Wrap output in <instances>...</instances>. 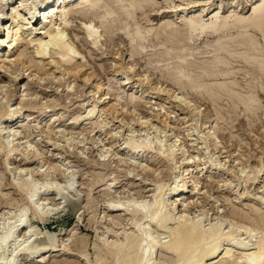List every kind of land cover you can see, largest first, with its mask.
Listing matches in <instances>:
<instances>
[{
	"label": "rangeland",
	"instance_id": "1",
	"mask_svg": "<svg viewBox=\"0 0 264 264\" xmlns=\"http://www.w3.org/2000/svg\"><path fill=\"white\" fill-rule=\"evenodd\" d=\"M10 1L12 0H3V3ZM13 1L16 7L20 6V13L14 11L17 21L11 20L9 26L5 27L4 32L0 34L5 38L8 34L11 36L15 34L17 25L20 24L18 14H22L21 5L27 2V0ZM194 1L198 0H151L155 5L154 8H147L143 13L139 12L140 14L134 16L135 20L123 21L122 27L126 26H124V32L130 31L128 36L132 37L139 29L146 37L145 42L142 41V48L140 47L141 51L143 50L142 53L135 56L132 45L128 41L124 42L118 39L117 33L113 37L106 28L99 24L97 27H100L99 35L102 37L101 40H98L96 51L93 50L92 45H85L83 41L84 35L80 28L84 21L78 14L65 18L63 7L57 8L56 18L58 20L66 19L69 22L66 39H70L69 42L72 45L78 46L86 57L85 60H79L78 64L85 65L84 70H87V74L91 75V81L87 85L81 82V79L75 81L74 78L70 79L68 68L52 69L49 64L54 58L43 61V65L46 66V69L48 68L47 71L52 70L47 74L34 72V69L29 70L30 65L41 62L40 59L35 58L36 47L33 48L34 45L29 44L32 37L27 38L31 31L27 32L24 29L21 38L23 41H20L17 46L13 43V51L7 47L8 45L7 49L2 51V57L5 56L10 61L21 58L24 59L26 65L23 64L24 68L23 65H19V62H12L7 64L8 66L6 65L7 71L0 72V86L4 88L3 95H0V145L4 141L5 146L12 149L14 144L5 141L1 132L17 118L7 119L3 110H9L12 115L24 113L26 109H22L20 100H30L33 94H39L41 101L38 99L40 102L38 107L28 109L24 113L30 115V120L32 119L28 123L30 128L26 129L28 131L18 130L20 136L25 138V142L31 141L24 146H31L30 150L37 152L39 147L49 141L47 133L51 132L54 140H52L53 142L49 141L52 146L49 148L48 158L43 157L44 160H38L34 166L25 162V157L21 152H14L9 158L7 157L9 156L8 149L3 150L0 147V245L2 242L4 243L3 236H6L8 229L17 224L19 212L23 211L25 207L29 208L25 196L26 191L20 190L19 185H23L26 181L30 183L31 187L37 186L35 188L42 192L37 204L34 203L37 208L39 207L42 217L35 216L29 210L27 213L28 232L24 227L18 229L12 237L13 239H10L5 253L3 251L2 254L0 253V264H19L28 253L17 252L15 254V251L25 247L29 249L30 245L31 250L39 252L35 257L43 256L42 254L46 253L44 257H47V261H49L47 264H60V262L65 264H100L102 261L107 264H119L114 259L115 257L103 252L104 245L113 242L117 238L116 234L122 233L124 230L128 232H126L127 234L133 235L131 238L137 236V229L133 223L141 222L146 226L148 222L142 216L133 219V216L127 212L110 213L107 210L108 205L112 203L127 204L131 200L138 204L141 203L140 206H145L147 203L148 205L152 204L155 199L153 197L155 190L159 186L164 188L162 200L166 204H170L173 189L183 186L184 181L189 182V192L182 195L176 203V207L168 206L170 213L168 212L164 219L167 222L163 221L165 224L162 222L160 229L159 226L151 227L153 229L151 231L152 239L153 237L159 239L157 241L161 244L168 243L171 238L170 232L176 227L174 225H177V222L179 224V218L186 215L194 222L199 221L206 230L213 225L222 224L221 232L234 231L236 241L232 242L235 248L246 249L245 252L249 253L255 247L254 244L258 240L256 235L258 236L259 232L247 234L244 227L251 228V226L249 222L240 220L237 214L242 215L243 213V216L248 215L252 218L257 214L259 217L264 216V75L260 71H253V68H249L241 59L236 60L233 57L230 59L229 55L226 57V54L216 51L220 39L222 42L228 39L238 41L242 35L240 32L236 33L238 36L234 34L228 36L229 38L222 37L215 40L208 36H202L185 40L178 43L177 46L164 45L161 37L165 33L161 30L164 23L168 21L167 17L174 16L172 19L176 26L183 28L181 19L183 14L178 13L179 17L175 13V15H163L162 12L168 5L167 3L173 2L172 5L179 6L182 3L188 4ZM236 1H239V8L236 6L231 8L229 0H224L223 4L220 0H216V5L209 6L207 9L210 8V10L207 12L222 7L219 11L224 18L236 13L249 17L251 14H249L250 12L247 14V12L252 3L246 4V0ZM104 2L110 1L104 0ZM79 3V1L74 3L72 8H79ZM103 3L102 5H104ZM90 14L92 13H88V16H92ZM191 15L193 14H190L189 17ZM197 15L199 12L195 13V16ZM47 19L42 14L38 27L48 25L45 23ZM31 27H34V24ZM62 27L64 26L62 25ZM148 31H152V33H148ZM246 35L244 33L241 36L242 39L243 36L254 39L257 47L262 51L259 63H261L260 67L264 69L263 34L249 31ZM241 37L240 40H242ZM39 38L41 36L38 35L36 40ZM241 45L230 42L228 49L235 55H237L236 53L246 55V51ZM179 51L187 56L186 60L190 65V68L185 70V81L188 82L190 79L193 82H204L205 89L200 90L201 94H195V91H191V93L188 88L184 93L176 81L170 77L171 72L175 69L176 60H171V56L164 54H175ZM51 52L52 56H54L53 52L56 53L53 49ZM241 54L233 55L237 58L244 56ZM215 62L220 64L221 69L224 67L223 70L230 76L224 78L220 74L219 79L213 76L216 73L219 74L218 71H213L212 64L214 65ZM120 65L125 68L121 73L117 72ZM127 72L130 73L128 74L131 78L130 85L122 87ZM51 74L53 77L48 76ZM15 77H17L16 81H14ZM141 77L143 80H147L143 86L139 82ZM224 83L226 86L229 83L228 89L230 88L229 92L231 93L222 92L217 103L213 102L206 93V89ZM98 85H102L101 91L97 89ZM151 86L152 88L158 86L165 93L164 96L152 101L153 103L148 97L152 91ZM8 87H12L13 91L10 101L3 97L9 89ZM168 92L170 94L175 92L180 97H188L190 94L189 101L192 100V105L198 106L200 110L198 116H191L187 111L183 112L176 108V105L171 103L168 98ZM226 93L228 94L226 95ZM233 95L236 97L234 98ZM105 96L111 99H106ZM236 98L237 100H235ZM245 99H248L249 102L251 99L252 103L254 100L257 101L252 105ZM233 100L236 103L233 104ZM47 101L57 102V106L47 109L44 115H41L39 109L47 104ZM93 109H96L93 117L86 119L88 113ZM157 115H160L162 120L168 118L171 128L170 126L166 129L163 128V124H161L163 122H158L160 119ZM142 118L149 120V124L141 125L144 122ZM184 122L188 123L183 125ZM206 122L208 130L204 126ZM190 125L194 128L191 133L186 127ZM42 131L46 133L43 134ZM209 132L213 134L211 138L208 137ZM176 136L179 137L182 147L188 152L182 155V151L178 149L177 157L166 160L167 154H163L173 143V139L175 141ZM131 141L137 143L147 141L152 144V147L149 151L146 149L147 152L141 151V153L132 155L133 153L130 152L127 145ZM53 154L59 155L58 158H60L58 163L56 162L60 166V171L57 172L49 169V162L55 161L54 159L57 158ZM7 158H9V163L8 161L6 163ZM142 166L151 169L147 170L149 173L151 172L150 176L142 174L144 172ZM187 168H189V172L184 173ZM39 170L46 172L43 177L37 173ZM96 181L98 184L92 186ZM47 186H53L56 189H48ZM254 211L256 213H253ZM39 217L40 219H38ZM180 220L182 219L180 218ZM166 229H169V232ZM113 232L115 235L112 234ZM227 244L226 242L222 246V251H225L227 247H233V245L230 247ZM100 251L104 260L100 259L99 262H95L98 260L96 257ZM49 252L51 256L48 254ZM245 252L243 254H246ZM160 255L159 252L153 256L154 262L163 261ZM237 256L238 254H236L235 260L239 258Z\"/></svg>",
	"mask_w": 264,
	"mask_h": 264
},
{
	"label": "bare ground",
	"instance_id": "2",
	"mask_svg": "<svg viewBox=\"0 0 264 264\" xmlns=\"http://www.w3.org/2000/svg\"><path fill=\"white\" fill-rule=\"evenodd\" d=\"M78 1L80 2L79 3L80 7L77 9H73L72 6L74 5V3L78 2ZM109 1L110 2L105 3L104 0H27V2L25 4L22 3V5H21V7L23 8L22 10H20L22 12V14H18L20 6L16 7L15 4L13 3L14 2L13 0L10 2H6V3H3V0H0V34H2V32H4L5 27L9 26L11 20H13V21L16 20L17 15L14 14V11H18L16 13L20 16L19 17L20 19H18L20 24L17 25V30L15 31V34L14 35L12 34V36L10 34H8L7 38L0 36V72H2L3 70L7 71L6 65L10 64L12 62H14V63L19 62V65L25 64L24 59H21V58H19V59L16 58L15 61H13V60L10 61L8 58H5V56L2 57V51H5L7 49V47H9L10 50L13 51L14 50L13 43H15V45L17 46L20 41H23L21 38H22V32L25 29L27 32L31 31L29 33V35L27 36V38L32 37L29 40V44L34 45L33 48L36 47L35 53H34L36 55L35 58L38 60L39 59L41 60V62H37L35 64L32 63L33 65L32 66L30 65L29 70L34 69L33 70L34 72H43V74H45V73L47 74V73H49V71L51 72L52 70L50 69L47 71L48 68L46 69V66L43 65L44 64L43 61L54 58V60H52L49 64L52 66V69L56 68V69L60 70L62 68H66V69L68 68L67 72L70 76L69 77L70 79L74 78V81L81 79V82L85 83V85H87L91 81V77H90L91 75L87 74V70L86 71L84 70L85 65L83 66V65L78 64L79 60H85L86 59V57L84 56V52L80 51L81 49H79L78 46H75L74 44L72 45L69 42L70 39L69 40L66 39L67 38L66 31L69 28L68 27L69 22H67L66 19L65 20H58L56 18L57 16L55 14L56 13L55 11H57L58 10L57 8H60V7H63L62 9H63V14H64L65 18L68 17L69 15L70 16L71 15L76 16L78 14L80 19L82 21H84L82 23L81 28H80L83 31V35H84L83 41H84L85 45L86 44L92 45L93 50H95L97 48L96 46H97V44H99L98 40L99 39L101 40V37H102V35H99L100 34L99 33L100 27H97V25L99 24V26L106 28V30L109 31L110 35L113 36L114 34L117 33L118 39H120L124 42L128 41L132 45V48L134 50L133 51L134 56L141 54L143 50L141 51L140 47L143 44L142 41L145 42V40H146L145 35L142 34V32L139 29H137L136 33H134L133 36L130 37V36H128V35H130L129 34L130 31L124 32L126 26L124 25L125 27L124 26L122 27L121 23L123 21L134 19V16L136 14H138L139 12H142V13L146 12L147 8H154L155 5L152 4L151 0H109ZM215 1L212 2V0H205V1L204 0L203 1L198 0V1L190 2L188 4L182 3L179 6L172 5L173 2L167 3L168 5H166L165 8L163 9V11H164V12H162L163 15L164 14H167V15L171 14L172 15L175 13L178 16L180 14H183V17H181L182 22H183V25H182L183 28H180V27L178 28V26H176L175 22L172 19L174 16L167 17L168 21H166L164 23L163 29L161 30L165 34L162 37H161L162 34L160 35L162 41L164 42V45L177 46L178 43H180V42H184L185 40H191L195 37L201 38L202 36H208L210 38H214L215 40H217V39H220L222 37H228V36L234 35V34L239 33V32L242 35H244V33L248 35L249 31L260 32L261 34H263V38H264V0H246L245 1L246 4L252 3V6L249 8V10L247 12V14L249 12H250L249 14H251L249 17L240 16V14H237L235 12L237 15L233 14V15L226 17V18L221 16V12L219 11V9H222L221 6H220L221 8H215L211 12H207L210 10V8L207 9L209 6L214 7L216 5ZM220 1L223 4L224 0H220ZM229 1H231L230 2L231 6H232L231 8H233L235 6L238 7V5L240 7V4H238L239 1H236V0H229ZM102 3L104 5H102ZM190 5H193V6H190ZM223 9H224V7H223ZM191 10H195V11L190 12ZM90 12L92 13V14H90L92 16H88V13H90ZM197 12H199V15L195 16V13H197ZM178 13H180V14H178ZM42 14L48 18L45 22L48 25H43L41 27H38ZM190 14H193V15H191V17H189ZM69 18H71V17H69ZM71 19L73 20L74 17L72 16ZM16 24H17V22H16ZM33 24H34V27H31ZM50 24H52L51 28H50ZM123 24H124V22H123ZM19 25H21V26L19 27ZM62 25L64 27H62ZM148 33H152V31H148ZM38 35L41 36V38L36 40V37H38ZM157 35L159 36V34H157ZM112 36H110V37H112ZM236 36H238V35L236 34ZM240 37H239V40H240ZM243 37H244L243 39L241 37L242 40H240V41L239 40L234 41V39H232V40L226 39L227 41L222 42L221 41L222 39H220L221 43L219 41V44H217L216 51L218 53H221V54H226V57H227V55H229L231 57V58L229 57L230 59H232V57L236 58V60L241 59L245 64H247L249 66V68H253L252 69L253 71H255V70H256V72L260 71L264 75V69L262 67H260L261 63H259V57H262V55H261L262 51H260V49L257 47L255 41H253L254 39H250V38L248 39L245 36H243ZM250 37H251V35H250ZM230 42H234L235 44L239 43V45L242 44L241 46L244 47V50L246 51V53H245L246 55L240 53L241 55H244V56H240L238 58L235 57V56L240 55V54L236 53L237 55H235V53H232V51L230 49H228V48H230V46H229ZM92 46H91V48H92ZM52 49L56 52V53L53 52L54 56H52V52H51ZM171 49H173V48H171ZM181 49H183V48H181ZM164 55L165 56H171L170 57L171 60L172 59L176 60V62L174 63L175 69H173V72H171L170 77L176 81V84L178 86H180L181 90L185 93L186 89L188 88L190 90V92L195 91L194 92L195 94L196 93L201 94L200 90L202 88L205 89L204 82H198V81L193 82L190 79L188 82L185 81V78H184V76L186 75L185 70L190 68V65L187 63V60H186L187 56H184L182 53H180V51L178 53L176 52L175 54L174 53H166ZM164 55H162V56H164ZM21 56H23V55H21ZM215 63H214V65L212 64L213 71L214 72L218 71L219 74L216 73L217 75L214 74L213 76L218 77V79H219L220 74H222V76L224 78L227 76H230L229 73H225V71L223 70L224 67H222L223 69H221L220 64H217V63L215 64ZM25 65H23V67ZM123 69H125V68H123L122 66L118 67L117 72L121 73L123 71ZM191 70H192V68H191ZM207 71H210V70H207ZM188 72H189V70H188ZM214 72H212V73H214ZM65 74H67V73H65ZM125 74H126V78L122 82L123 83L122 87H126V86L130 85L131 78H129L130 75H128L130 73L127 72ZM48 76H52V74L48 75ZM183 78H184V80H183ZM16 80H17V77H15L14 81H16ZM145 81H147V80H143L142 77H141V79H139L141 86L144 85ZM228 84H227V86L224 83L223 85L220 84V86L216 85V87L213 86L212 88H209V89L207 88L206 89L207 92H206V90H205V92L209 95V98H211V100L213 102L217 103V100L220 99L219 96L221 95L222 92L225 93L227 91L228 92L230 91V88L228 89ZM101 86L98 85V87H97V89L99 91H101ZM152 86H154V84H152ZM152 86H151L152 91L148 96V97H150L149 99H150L151 103H153L152 101L157 100L159 97L164 96V94H165L164 90L163 91L161 90L162 88H159L158 86H155L154 88H152ZM230 87L232 88V86H230ZM11 88L12 87L7 89L6 93L3 96L5 98H7L8 101H10L12 98L11 93L13 91L11 90ZM2 90H4V88L2 86H0V91H1L0 95H3ZM169 92H168V98L171 100V103L176 105V108L180 109L183 112L187 111V113L191 114V116H194V117L198 116V114L200 113V110H199L198 106L195 107V105H192L193 104L192 100L189 101L190 94L188 95V97L187 96L186 97H180L179 95L175 94V92H173V94H170ZM229 93H231V92H229ZM186 94H188V93H186ZM227 94L228 93H226V95ZM222 95H224V94H222ZM229 97H231V95ZM233 97H234V95H233ZM105 98L111 99V98H107V96H105ZM38 99H39V94H33L32 98L30 100H28V99L20 100L21 106L23 107L22 109H26V111L24 113H26L28 109H35L36 107H38L37 105H39V103H40L38 101ZM207 99H208V97H207ZM231 99H232V97H231ZM39 100L41 101V98ZM100 100H102V98H100ZM235 100H237V98ZM235 100L232 101L233 104L236 103ZM238 100H239V98H238ZM246 100L248 101V99H245V101ZM245 101H244V104L246 103ZM256 101L257 100H254L253 103H255ZM239 102H240V100H239ZM250 102L253 105L251 99H250ZM250 102L248 101L247 103H250ZM56 103L57 102L50 103V101H49L47 104L43 105V107L41 109H39V113H41V115H44V113L46 112L47 109H49L51 107L55 108L57 106ZM251 104H248V105L251 107L252 106ZM235 106L238 107L237 105H235ZM3 111L5 112L7 119L17 117L15 120L11 121L10 126H7L4 129V131L1 132V136L5 141H10L11 144L12 143L14 144L12 149L10 150V149H8L9 146L8 147L5 146V143H3L4 141L1 142V145H0L1 149H3V150L8 149L9 156H7V157L11 158V155L14 152H16V153L21 152L23 154V156L25 157L24 158L25 162L30 166H34V163H36L38 160H42L43 157L48 158V153L50 151L49 148L52 146V144H50L49 141L54 140L52 132L47 133V139L49 141H47L45 143V145L39 147L37 152L32 151V150H30L31 146L30 147L24 146V145H27L31 141L29 140V142L28 141L25 142L24 141L25 138H22L20 136L19 131H18L20 129L26 130L28 127L30 128V126H28V123H30L32 121V119L30 120V118H31L30 115H25L24 113H18V115H12L9 110L8 111L3 110ZM28 112H31V111H28ZM95 112H96V109L91 110L88 113L86 119L92 118L93 115L95 114ZM157 116L159 117L160 115H157ZM142 119H144V118H142ZM158 119H160V121H158V122H163V123H161V124H163V128L166 129V127L168 128L170 126L168 118H166V119L163 118V120H162V118L159 117ZM123 121L125 122V120H123ZM188 122H184L183 125L185 123H188ZM142 124H144V125L149 124V120L144 119V122H142L141 125ZM150 126H151V124H150ZM204 126H205V129H207V130L209 129V127H206L207 122L204 124ZM186 127H187V130L189 131V133H191V130L194 129L191 127V125L186 126ZM170 128H171V126H170ZM26 131H28V130H26ZM42 133L45 134L46 132L42 131ZM211 133L210 132L208 133L209 138H211V136H213V134H211ZM189 135H191V134H189ZM175 138L177 139V141H176V139H175V141L173 139V143L169 146L168 150L163 154V155L167 154L166 157L164 156L166 158V160H170L171 158L173 159V157H175V156L177 157V155H178L177 150L178 149L182 151V155H185L188 152V151H185L184 147H182V144L180 143L179 137L176 136ZM55 143H53V145H56ZM178 143H180V145H178ZM127 145H128V148H130V152L133 153L132 155H135L136 153H141V151L147 152L145 150L148 149V151H149L152 147V144L148 143L147 141H144L142 143H137V142L131 141V142H128ZM160 153H162V152H160ZM107 154H108V152H107ZM53 156L56 157L57 155L53 154ZM58 156L56 159H54L55 161H52L51 159H50L51 161L49 160L50 161L49 162V164H50L49 169L54 170V172L60 171V168H59L60 166H59V164H57L58 163L57 161L60 159V158H58ZM9 158H7L6 163L9 160ZM8 163H9V161H8ZM47 164H48V161H47ZM187 165H191V164H187ZM6 167H7V165H6ZM142 167H143V171H144L142 174L144 175V173H145L147 177L150 176L151 172L149 173V171H147L150 168L144 167V166H142ZM63 172H64V170H63ZM185 172H189V168H187V170L184 171V173ZM37 173H40V176L43 177L46 172H41L39 170V171H37ZM61 174H63V173H61ZM183 174H182V176H183ZM97 184H98V182L96 181L93 183L92 186H95ZM188 184H189V182L184 181L183 186H181L179 188L177 187L176 189H173V191L171 190L172 193H171V203L170 204H166V202H164L162 200V197L164 194V188L159 186L155 190V194L153 196V197H155V199H154L155 202L153 201L154 203L152 202V204L148 205V203H147V205H145V206L144 205L140 206L141 203L138 204V202L137 203L135 201L132 202V200H131V202L129 201L127 204H124V203L113 204L112 203V204L108 205L107 210L110 213L111 212H127L128 214H131L130 216H133L132 217L133 219H136L138 216H142L143 219L147 220L148 224L145 226V224H142L141 222L133 223L134 227L137 229V234H136L137 236H134L133 238H131L133 235L127 234L128 232L126 230H124L122 233L118 232L116 234L117 236H115L117 238L115 239V237H114L115 240H113V242H111L110 244L105 242L106 244L102 248L103 252H105L106 254H109L112 257H115L114 259H116V262L119 264H207L208 262L210 264H264V216L263 215H262L263 217H259L257 214V216H254L252 218V216L249 217L248 215H247L248 217L243 216L244 215L243 213H242V215L237 214V216L240 218V220L246 221L247 223L249 222L251 228H249V226L244 227L245 232L247 234H251L252 232L253 233L259 232L258 236L256 235L258 240L254 244L255 247L249 253L245 252L246 249H243V248L238 249L237 247L236 248L234 247L232 241H234V242L236 241L235 240L236 236L233 233L234 231L231 232L232 231L231 229H230L231 231L227 232V233H225V232L223 233V231L221 232L222 224L220 223L221 225H218V224L215 226L213 225V227H210L209 229L206 230L203 228V225H201L199 221L194 222V220L193 221H192V219L190 220L189 217L186 215L185 216L183 215L180 217L182 220H180V218H179V221H180L179 224H178V222H177V225L173 224L176 227L171 230V232H170L171 238H170L168 243L161 244L160 242L157 241L159 239H154V237H153V239H154L153 240L151 238L152 237L151 231L153 230V229H151V227L153 228V227L159 226L158 228L159 229L161 228L160 226H161L162 222L165 221L164 219H165L167 213L168 212L170 213V210H168V206L176 207V203L178 202L179 199H181L182 195L189 192V190H188L189 185ZM17 185H19V184H17ZM19 186H16V187L17 188L19 187L20 190L23 189L26 191L25 196H26V201L29 205V208L25 207L23 209V211L19 212L20 217L18 216L19 219L16 222L17 224H14V226H12V228L8 229L9 231L7 232L6 236H3L4 237L3 238L4 243L2 242L1 245L2 244L3 245L2 246L0 245L1 246L0 253L2 251H3V253H5L10 239L15 235V233L18 231V229L20 227L27 228L26 231L28 232L29 229H28V220H27L28 215H27V213H29V210H31V212H33L35 216L42 217L39 207L37 208V206H35L37 204L36 202L40 199L42 192L39 189L35 188L37 186L31 187L30 183L29 182L27 183L26 181L23 185H19ZM44 188H45V186H44ZM52 188H55V187H53V186L48 187V189H52ZM34 203H36V204H34ZM41 210H42V208H41ZM47 213H49V212H47ZM253 213H256V211H254ZM44 214H46V213H44ZM184 214H186V213H184ZM169 215L170 214H168V216ZM249 215H251V214H249ZM48 216H50V215H48ZM40 217L38 219H40ZM169 217L171 218V216H169ZM46 218H48V217H46ZM46 218H45V220H46ZM170 221H171V219H170ZM165 222H167V221H165ZM163 224H165V223L163 222ZM162 228H163V225H162ZM171 228H172V226H171ZM163 230H164V228H163ZM157 231H154V232H157ZM29 233H30V231H29ZM112 234H114V232ZM226 242L228 243L227 246L231 247L233 245V247H231V248L227 247V249L225 248V251H222L221 248H222V246L225 245ZM47 243H51V242H47ZM38 244H39V242H38ZM46 246H47V244H46ZM19 248H17V249H19ZM45 248H47V247H45ZM29 249H27L25 247L23 249H19V250L15 251V254L17 252L18 253H25V252L28 253V255L19 264H47V263H49V261H47L48 260L47 257H44V255L46 253L42 254L43 256L35 257L36 253L38 254L39 252L37 250H35L36 252L33 251L34 249L31 250V245H30ZM234 249H236V250H234ZM159 252L161 254L160 258H162L161 260H163V261L159 262L156 260L158 262V263H156V262H154L155 260H153L154 259L153 256L155 254H158ZM243 252H245L246 254H243ZM48 254H50V252ZM236 254H238L237 257H239V258H237V260H235ZM50 256H51V254H50ZM101 256H102V253L100 251V253L96 257V259H98V260H95V262L96 261L99 262L100 259L104 260L103 259L104 256L103 257H101ZM49 258L51 259V257H49ZM102 262L100 264H107L104 261H102ZM114 262H115V260H114ZM60 264H65V263L60 262Z\"/></svg>",
	"mask_w": 264,
	"mask_h": 264
}]
</instances>
